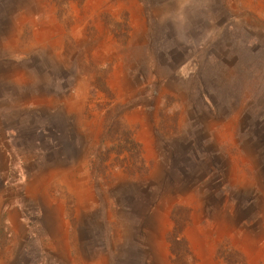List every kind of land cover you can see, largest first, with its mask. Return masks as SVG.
<instances>
[{
    "label": "rangeland",
    "instance_id": "obj_1",
    "mask_svg": "<svg viewBox=\"0 0 264 264\" xmlns=\"http://www.w3.org/2000/svg\"><path fill=\"white\" fill-rule=\"evenodd\" d=\"M0 203L15 264H264V0H0Z\"/></svg>",
    "mask_w": 264,
    "mask_h": 264
},
{
    "label": "crops",
    "instance_id": "obj_2",
    "mask_svg": "<svg viewBox=\"0 0 264 264\" xmlns=\"http://www.w3.org/2000/svg\"><path fill=\"white\" fill-rule=\"evenodd\" d=\"M3 205V204H2ZM0 203V264H15L13 249L20 232L25 231L27 221L19 213H5Z\"/></svg>",
    "mask_w": 264,
    "mask_h": 264
}]
</instances>
